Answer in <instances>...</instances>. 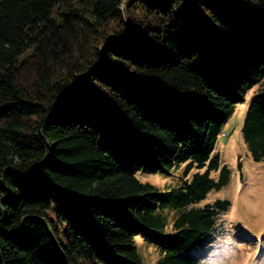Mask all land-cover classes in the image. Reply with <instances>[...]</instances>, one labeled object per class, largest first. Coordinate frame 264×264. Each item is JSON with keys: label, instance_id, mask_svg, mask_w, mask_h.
Returning a JSON list of instances; mask_svg holds the SVG:
<instances>
[{"label": "trees", "instance_id": "16d2710c", "mask_svg": "<svg viewBox=\"0 0 264 264\" xmlns=\"http://www.w3.org/2000/svg\"><path fill=\"white\" fill-rule=\"evenodd\" d=\"M254 87L262 162L264 0H0V264H142V234L199 264L231 203L193 206L228 185L211 157ZM185 164L166 193L139 179Z\"/></svg>", "mask_w": 264, "mask_h": 264}, {"label": "rangeland", "instance_id": "374dc122", "mask_svg": "<svg viewBox=\"0 0 264 264\" xmlns=\"http://www.w3.org/2000/svg\"><path fill=\"white\" fill-rule=\"evenodd\" d=\"M256 89L254 87L249 91L246 101L235 107L217 138L211 157H219L221 169L226 167L229 170L228 185L220 191H212L204 201L193 206L204 207L216 200L231 203L228 210L220 216L217 230L208 243L192 251V255L200 259L199 264H264V161L255 162L252 159L242 135L244 118ZM186 171L187 164L169 174H139V179L166 193L182 184ZM205 171L190 169L188 181L196 173ZM219 176L220 171L211 173L215 180ZM171 213L169 226L178 214ZM136 247L142 264H157L161 258L159 244L143 234L136 238Z\"/></svg>", "mask_w": 264, "mask_h": 264}]
</instances>
